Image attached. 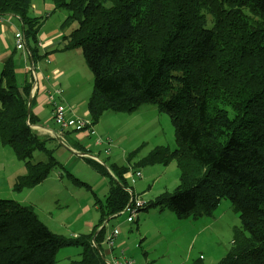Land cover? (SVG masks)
<instances>
[{
    "label": "trees",
    "instance_id": "1",
    "mask_svg": "<svg viewBox=\"0 0 264 264\" xmlns=\"http://www.w3.org/2000/svg\"><path fill=\"white\" fill-rule=\"evenodd\" d=\"M34 1L0 0V17L22 23L36 68L49 55L39 48L48 16L32 15ZM52 1L55 10L68 13L61 30L72 29L54 51L80 48L94 74L88 101L93 126L109 111L131 113L149 102L172 120L177 149L160 147L135 166L175 160L180 184L136 216L160 208L179 219L213 217L229 199L241 225L234 227L231 250L219 264H264V0ZM16 53L0 65V140L26 163L28 173L14 185L21 190L40 185L61 165L31 127L33 76L28 71L29 79L20 84ZM37 151L48 160L33 163ZM111 170L119 180L111 181L104 203L96 202L100 219L89 235H58L34 206L0 198V264H55L60 249L69 246L82 247L80 264H106L95 244L101 248L104 224L128 213L131 201L128 168L116 164Z\"/></svg>",
    "mask_w": 264,
    "mask_h": 264
},
{
    "label": "rangeland",
    "instance_id": "2",
    "mask_svg": "<svg viewBox=\"0 0 264 264\" xmlns=\"http://www.w3.org/2000/svg\"><path fill=\"white\" fill-rule=\"evenodd\" d=\"M67 14L65 10L57 11L50 20L51 24L57 23L59 18H62V23ZM71 30L67 29L64 33L68 34ZM58 57L60 65L57 66L64 74V85L61 88L64 96H69L71 101L80 104L85 110L94 89V74L89 69L82 50H72L68 58L63 55ZM29 63H32L30 70L33 67L31 58ZM45 71L48 73V68ZM50 76L54 79L51 74ZM56 95L62 98L61 91ZM62 104L65 105L66 101ZM105 114L97 125L109 134L104 137L110 140L107 143L109 145L92 148L90 153L102 161L107 174L97 172L85 158L73 154L69 146L63 156H59L58 151L65 146L57 140L48 141L47 147L57 150L54 156L60 162L59 169L52 173L48 181L35 188L15 190L17 178L26 175L28 168L24 161L16 157L13 149L4 146L0 140V198L34 206L40 220L52 232L69 238L76 234L91 233L98 222L99 213L95 204L98 200L104 203L111 181L119 180L108 169L111 167L110 160L113 163L115 160L119 166L128 167V190L144 201H154L165 192L173 193L180 184V170L175 160L167 165L140 167L143 178H136L135 184L131 180L138 169L135 165L153 151L160 147L170 151L177 149L175 128L170 116L160 112L158 105L153 102L146 103L131 113L113 110ZM51 129L58 132L60 128L52 123ZM86 139L88 141L85 142L91 140ZM69 145L73 146L71 143ZM106 149H109L110 155H106ZM131 157L132 162L129 161ZM47 160V154L40 151L35 152L32 159L33 163ZM129 216L128 212L112 218L106 229L110 231L118 227ZM134 221L121 229L115 252L119 255L122 249H128L129 258H135L141 263L148 261L149 264H191L198 257H202L205 264H219L231 250L234 227L241 225L229 199L222 200L214 218L205 217L196 222V225L189 224L192 223L189 221H195L193 218L181 220L170 209L160 208L140 211L135 215ZM206 223H211V226L204 230ZM102 246V254L110 260V248L105 244ZM82 252V247H64L60 249L55 264H80Z\"/></svg>",
    "mask_w": 264,
    "mask_h": 264
},
{
    "label": "crops",
    "instance_id": "3",
    "mask_svg": "<svg viewBox=\"0 0 264 264\" xmlns=\"http://www.w3.org/2000/svg\"><path fill=\"white\" fill-rule=\"evenodd\" d=\"M31 13L33 16H48L46 19V22L44 23V25H43L40 33H39V44H40L39 48H40L42 54H47V53L49 54L47 56V58H45V60L40 61L36 67L37 74L39 77V88L34 95L31 92V94L33 95V100L35 99L34 106L32 107V114L36 118V124L31 125V127L34 130V132L36 133V135L38 137H40V139L47 140V141L57 140L65 146L61 150L58 151L59 156L60 155L63 156V154L67 150V147L69 146L71 151L73 152V154L85 158L87 160V162H88V160H92V161L102 165V161L95 154H92L90 152H92L91 151L92 148H94V149L100 148L104 145H109V144H107L105 142L101 145H96V144L94 145L91 140H90V142H85V141H88L86 138L89 139L88 135L85 133L77 132V131H75V135L73 136V139L66 136V132L71 131V130H63L59 125L56 124V122L54 120L53 109L50 106L51 104L48 102L49 101L48 100L49 92H51L52 90H54V91L59 90L62 93V98L60 97L61 101L62 102L66 101L65 105H67L68 108L70 109L69 117L74 118V116H77L79 118H84V119L90 118L88 106L85 110H83L82 106L80 104H77L76 102L71 101L69 99V96H64V92L61 89L64 85V77H63L64 74L59 70V67L57 66V65H60V57H58V56L63 55L64 58H68V54H70V52H72V50H67V51L66 50L65 51L64 50H56V51H54L55 49L61 48L64 45V41H62V39H63L64 35H66V34L64 33V31L61 30L62 18H59L57 23L51 24L50 20H52L54 14L57 13V10H55V5L53 4L52 0H35L34 4L32 6V9H31ZM22 27H23L22 23L17 18H14V17L13 18L12 17L7 18L5 20V22L0 23V65H2L6 60H8L17 51L16 57H15L16 61H17L16 62V73H17L18 81L20 82V84H23L26 79H29L27 75H28L29 67L32 64V63H29L30 54H29L26 46H25V51H19L16 48V36H17V33L19 31H22ZM52 51H54V52H52ZM46 68H48V71H49L48 73L45 71ZM50 74L54 77V79L51 78ZM52 79H53V82H51ZM70 102L72 104H70ZM106 114H109V112ZM52 123L59 126L60 129L58 132L51 129ZM93 128H94L93 134L94 135L97 134L96 136H99L100 135L99 133L102 134L101 136H99L102 138H104L105 135H109V134H107V131H105L104 129H102L99 126V124L97 125V127H96V125L93 126ZM97 129H98L99 133L97 132ZM104 139H108V138H104ZM68 142H70L73 146L69 145L70 143H68ZM50 149L53 150L54 152L57 151L56 148H50ZM108 152H110L109 149H106V155H110ZM109 162L111 164V167L117 164V163H115V160H114V163L112 160H110ZM111 167H109L108 169H109V171H111L114 174V172L111 170ZM138 170L141 171L139 168L137 169V171ZM127 175L125 176L126 180H127ZM50 178H51V176L48 179H46L44 182L48 181ZM142 178H143V174H142L141 179ZM131 180H132V184H135L137 179L135 180V182H133V178L131 176ZM84 184H85V182H84ZM134 196L139 198L141 201H144L139 196H136V195H134ZM131 198H132V195H131ZM144 202H146V201H144ZM148 202H146V203H148ZM95 207L98 211L96 204H95ZM125 213L128 214L127 212H122L118 216H121ZM117 217H115V218H117ZM210 218H214V216L210 217ZM181 220H184V219H181ZM200 220H203V218L195 219V221H189V222H192L189 224L196 225L197 224L196 222H199ZM214 220H217V219H214ZM98 222H99V220H98ZM133 222H135V221L134 220L129 221V219H127L126 221L125 220L121 221V223L118 225V227L113 228L110 231H108L106 229L105 239H104L102 245L103 244L107 245L106 239H107L109 233H112L114 231V229L118 230V235L115 239V247H114V249H110L111 259L107 260L104 257V255L102 254L106 264H108V262L111 264V261L113 260V258L116 256H120L122 253L124 254V256L128 257L127 256L128 249H127V251H124V249H122V251L119 252V255L116 254L115 249H116V245L118 244L117 242L119 241V238L121 235V229L128 227V223H133ZM97 223L95 225L93 223L94 227L97 225ZM212 224H213V222H212ZM90 225H92V222ZM210 226H211V223H206L204 230L209 228ZM93 230H94V228H93ZM91 233H89V234H91ZM89 234H87V235H89ZM78 236H80V235L79 234L72 235V237H74V238L78 237ZM120 244H121V241H120ZM122 245H124V243H122ZM102 247L103 246H101V248ZM107 247H109V246L107 245ZM118 247L120 248V245H118ZM101 251L103 252V249H101ZM198 258H200V257H198ZM132 259H134L138 264H149L148 261L141 263V262H138L137 259H135V258H132ZM197 259H194L191 264H193ZM204 264H205V262H204Z\"/></svg>",
    "mask_w": 264,
    "mask_h": 264
},
{
    "label": "built area",
    "instance_id": "4",
    "mask_svg": "<svg viewBox=\"0 0 264 264\" xmlns=\"http://www.w3.org/2000/svg\"><path fill=\"white\" fill-rule=\"evenodd\" d=\"M6 18L0 17V23L5 22ZM16 48L19 51H25V36L22 31H19L16 36ZM29 71L32 72L33 76V86L31 89L32 94L34 95L39 88V77L37 74L36 68L33 66ZM56 94H60L59 90H55V92H49L48 102L52 105L54 120L57 125H59L63 130H71L77 131L80 133H85L91 139L92 143L95 145H101L103 143L110 142L109 139H104L102 137L96 136L93 134V125L91 124L90 118H79L74 116V118L69 117L70 109L67 105L62 104L61 99ZM142 172L137 171L135 173V177L133 178V182H135L136 178H141ZM132 195L130 204L127 205L126 210L130 213L129 221H133L135 215L139 208L146 205V202L141 201L139 198L135 197L134 194L130 191ZM118 235V230L114 229L112 233L108 234L106 239V243L110 249H114L115 247V239ZM111 264H138L134 259L124 256L122 253L120 256H116L111 261Z\"/></svg>",
    "mask_w": 264,
    "mask_h": 264
},
{
    "label": "water",
    "instance_id": "5",
    "mask_svg": "<svg viewBox=\"0 0 264 264\" xmlns=\"http://www.w3.org/2000/svg\"><path fill=\"white\" fill-rule=\"evenodd\" d=\"M25 46H26V43H25ZM26 48H27V46H26ZM33 66H34V64H33ZM32 104H33V95L31 94L30 95V97H29V101H28V116L30 117V115H31V113H32ZM112 219V217L111 218H109L107 221H106V223L104 224V226H106L109 222H110V220ZM99 234V231L96 233V235L93 237V242H95V239H96V236ZM95 246L97 247V250L99 251V253L102 255V251H101V249L97 246V244H95ZM108 264H110L109 262H108Z\"/></svg>",
    "mask_w": 264,
    "mask_h": 264
}]
</instances>
